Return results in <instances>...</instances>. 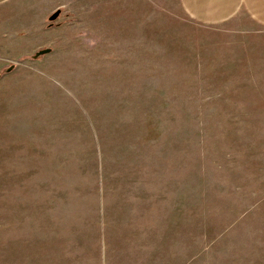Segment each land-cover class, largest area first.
Wrapping results in <instances>:
<instances>
[{
  "label": "rangeland",
  "instance_id": "rangeland-1",
  "mask_svg": "<svg viewBox=\"0 0 264 264\" xmlns=\"http://www.w3.org/2000/svg\"><path fill=\"white\" fill-rule=\"evenodd\" d=\"M124 1L0 86V264H264V27Z\"/></svg>",
  "mask_w": 264,
  "mask_h": 264
},
{
  "label": "crops",
  "instance_id": "crops-1",
  "mask_svg": "<svg viewBox=\"0 0 264 264\" xmlns=\"http://www.w3.org/2000/svg\"><path fill=\"white\" fill-rule=\"evenodd\" d=\"M182 2L195 20L213 24L242 13L264 27V0ZM118 4L122 7L117 8ZM133 7L124 0H0V86L14 77L21 53L29 56L35 50V37L43 31L57 35L70 30V34L80 37L115 35L118 29H133L132 23L147 19L146 13ZM54 13L57 17L51 21Z\"/></svg>",
  "mask_w": 264,
  "mask_h": 264
},
{
  "label": "water",
  "instance_id": "water-1",
  "mask_svg": "<svg viewBox=\"0 0 264 264\" xmlns=\"http://www.w3.org/2000/svg\"><path fill=\"white\" fill-rule=\"evenodd\" d=\"M57 17V13H54L50 18V20L52 21V19L54 20ZM49 50H43L40 51L38 54H42V53H47Z\"/></svg>",
  "mask_w": 264,
  "mask_h": 264
}]
</instances>
